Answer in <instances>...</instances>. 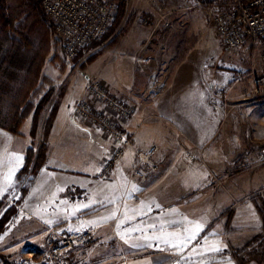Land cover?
Returning <instances> with one entry per match:
<instances>
[{"label": "crops", "instance_id": "crops-1", "mask_svg": "<svg viewBox=\"0 0 264 264\" xmlns=\"http://www.w3.org/2000/svg\"><path fill=\"white\" fill-rule=\"evenodd\" d=\"M145 1L130 2L129 8L153 13ZM164 1L175 13L172 25L163 28L149 48L159 63L152 77L144 76L136 67L139 50L154 38L149 26L130 27L116 46L100 57L106 59L103 69H91V75L100 78L111 94L136 107V115L122 121L135 143L117 168L106 178L100 176L105 157L115 144L106 138L101 141L97 128L87 129L74 118L76 104L89 99V82L79 87L78 96L70 91L65 94L47 130L45 119L36 130L46 135L49 144L47 162L36 179L42 194L36 207L46 211L45 200L49 198L52 207L47 209L59 217L63 229L76 231L98 222L97 229L103 231H131L129 225L138 224L140 234H119L116 230L117 241L130 246L151 245L169 238L176 241L183 234L187 237L190 218H198L202 224L211 219L205 216L203 206L193 211L196 207L190 208L189 203L195 192L194 198H203L210 181L202 168L206 161H189L185 155L193 150L203 154L212 143L208 153L218 165L227 166L238 152L259 150L264 144V98L246 99L251 79H236V69L230 66L222 69L214 44L204 45L208 16L201 9H193L192 0ZM182 22L187 25L185 30L180 29ZM215 34L218 36L216 28ZM218 40L222 44L219 36ZM179 42L181 45H177ZM33 139L30 130L16 134L0 126V192L10 186L23 166ZM153 146L152 165L145 167L147 179L141 181L133 175L137 153ZM252 174H247L249 182L242 195L251 192L254 185L264 186V168L259 180H251ZM224 190L222 195L229 199L231 191ZM147 232L152 235L144 236ZM117 263L132 262L121 258Z\"/></svg>", "mask_w": 264, "mask_h": 264}, {"label": "rangeland", "instance_id": "rangeland-1", "mask_svg": "<svg viewBox=\"0 0 264 264\" xmlns=\"http://www.w3.org/2000/svg\"><path fill=\"white\" fill-rule=\"evenodd\" d=\"M125 1L126 13L121 22L114 21L102 40L87 44L75 58L70 59L65 53L62 39L55 33L53 24L45 12L43 16L30 0H6L5 4L15 25L19 30L26 32L33 43V48L28 51L19 49L12 40H6L4 43L5 55V51L11 48L12 53L18 56L12 74V95L8 97L14 102L25 99L29 106L27 118L20 132L16 134L27 130L33 132L34 141L30 147L38 151L40 144L47 142L46 135L37 134L36 130L38 126H42L44 119V129L47 130L50 121L53 122L54 117L51 118L56 106L67 92L78 96L79 87L85 86L93 79L101 81L100 78L91 75L92 68L99 72L107 64L106 59L100 57L113 49L119 39L133 26L142 29L149 26L145 19L153 20L154 15L151 12L140 11L135 7L129 8L130 2L136 0ZM149 8L151 10V7ZM223 8L224 4L193 8L201 9L208 16L206 27L208 33L203 40L204 45L214 44L221 58L222 69L226 65L236 69L234 73L236 79L252 71H264V39L261 43L248 44L235 51L227 50L219 43L213 18ZM179 26L181 30L187 27L184 22ZM149 28L152 33L153 27ZM162 30L164 29L154 33V38L148 40L150 54L153 53L149 48ZM4 113L6 114L5 111ZM74 118L81 126L97 130L76 114ZM97 132L101 135V141L103 138L110 140L101 131ZM210 147H213L212 143L204 148L203 154H196L198 152L193 150L185 156L188 157L191 153L196 155V159L191 160L188 157L189 161L199 159L206 161L202 163V168L208 173L207 179L210 183L206 184L202 199L194 198L195 192L190 196L189 203L190 208L196 207L193 211H199L203 206V210L207 212L205 216L211 221L202 224L198 218L195 220L190 218V227L185 234L187 237L183 234V237L176 241L169 238L146 246H130L126 243L123 245L116 239L118 229L111 232L97 229L98 222L92 223L90 228L76 231L63 229L64 226L59 224V217L47 209L52 207L49 198L45 200L46 211L43 209L44 212H40L36 203L40 200L38 196L41 192L36 179L42 168L35 175L31 168L24 178L18 180V174L25 166L29 155L28 148L23 166L12 178L10 186L0 192V264H119L117 261L121 258L132 262L130 264H264V260L259 263L260 255L256 253L260 252L264 242V213H261L264 209V186L254 185L251 192L241 194L246 182H249L247 181L249 172L254 173L252 174L254 178L251 179L253 181L262 177L264 163L253 159H257L264 151V144L259 150L249 148L238 152L227 166L215 162L208 153ZM112 151L109 150L110 153L105 159ZM224 188L231 191L229 199L222 195L226 190ZM218 208L220 211L216 213ZM129 226L131 231H126L127 228L119 229V234H140L138 224ZM149 235L152 233L144 234L146 237ZM73 236L81 239L64 249L62 247L64 241ZM150 256L154 258L161 256L163 259L146 261L145 258Z\"/></svg>", "mask_w": 264, "mask_h": 264}, {"label": "built area", "instance_id": "built-area-1", "mask_svg": "<svg viewBox=\"0 0 264 264\" xmlns=\"http://www.w3.org/2000/svg\"><path fill=\"white\" fill-rule=\"evenodd\" d=\"M151 7L153 20L145 23L153 27L151 37L162 28L172 25L175 13L164 0H146ZM194 7L224 4L213 23L223 47L237 50L248 44H258L264 39V0H192ZM45 14L53 24L55 33L62 39L68 58H75L87 44L102 40L115 21L121 0H39ZM137 70L146 77H152L158 69L157 58L148 52V42L136 57ZM252 88L244 94L246 99L264 98V71H252L248 75ZM89 99L80 100L75 106V114L88 121L106 135L115 147L105 159L100 176L106 178L121 163L126 152L134 146L135 137L122 125L136 115V107L109 92L100 80L93 79L87 87ZM155 146L137 153V164L133 175L146 181L145 167L152 165ZM191 160L195 154H188ZM249 160L251 157H248ZM264 163V151L253 161ZM154 169L156 167H153ZM81 238H67L63 248L71 247ZM61 247V248H62Z\"/></svg>", "mask_w": 264, "mask_h": 264}, {"label": "trees", "instance_id": "trees-1", "mask_svg": "<svg viewBox=\"0 0 264 264\" xmlns=\"http://www.w3.org/2000/svg\"><path fill=\"white\" fill-rule=\"evenodd\" d=\"M33 5L38 8V11L44 16V10L39 0H30ZM6 0H0V126L8 129L13 133H19L20 129L27 118L29 113V106L25 103V99L19 102L12 101L10 94L12 95V74L15 66V61L18 58L17 55L12 53V50L6 49L4 43L6 40H12L15 45L17 44L19 49L28 51L33 48V43L30 36L17 28L15 22L10 17V11L5 4ZM126 1L121 0L116 23L121 22L126 13ZM10 98V100H9ZM59 104V103H58ZM58 106V105H57ZM57 106L52 115L57 111ZM6 112V114L4 113ZM51 121L49 123V126ZM49 150V144L43 142L40 144V149L37 151L33 147H30L26 158V164L22 171L18 174V180L24 178L26 173L33 168V173H37L43 168L47 162V152ZM261 213H264V209ZM264 218V214H263ZM259 256V263L264 260V242H262V249L256 252Z\"/></svg>", "mask_w": 264, "mask_h": 264}]
</instances>
